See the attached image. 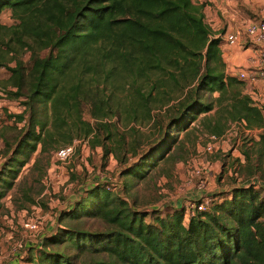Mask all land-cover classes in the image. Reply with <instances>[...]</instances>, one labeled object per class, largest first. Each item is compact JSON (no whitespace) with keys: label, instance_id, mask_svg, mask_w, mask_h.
I'll list each match as a JSON object with an SVG mask.
<instances>
[{"label":"trees","instance_id":"obj_1","mask_svg":"<svg viewBox=\"0 0 264 264\" xmlns=\"http://www.w3.org/2000/svg\"><path fill=\"white\" fill-rule=\"evenodd\" d=\"M205 4L0 0V15L10 9L14 20L0 19V68L7 71L0 92L23 106L6 114L18 134L14 146L5 140L10 155L0 166V198L33 152L76 137L120 166L110 187L107 180L86 184L57 226L28 246L23 264H264V184L255 177L212 193L192 215L184 204L139 208L123 178L143 177L180 131L221 136L232 122L264 127V106L226 71L224 42L214 36ZM148 125L156 137L142 129ZM249 149L254 160L248 146L242 152L253 173L264 168V130ZM84 215L110 226L91 231L64 221Z\"/></svg>","mask_w":264,"mask_h":264},{"label":"rangeland","instance_id":"obj_2","mask_svg":"<svg viewBox=\"0 0 264 264\" xmlns=\"http://www.w3.org/2000/svg\"><path fill=\"white\" fill-rule=\"evenodd\" d=\"M235 6L248 19L264 20V0H236ZM0 19L7 24L14 22L11 11L7 8L2 11ZM245 47L255 49L256 45L245 41L240 49ZM247 56H243L238 62L245 63ZM6 75V69L0 68V77ZM261 87L258 83L254 87L249 86L256 93ZM256 98L259 103L264 104L263 96ZM41 107H35L36 116H41ZM22 108L20 100L8 98L0 92V166L10 155V152L5 154V140L14 146L18 134L16 124L6 114L19 112ZM157 112L155 109L154 113ZM196 121L197 119L191 124L193 127H196ZM142 129L151 134V137H156L157 131L153 126H143ZM226 133L227 141L213 153H207L203 150L207 139L201 131L192 128L188 137L184 131H180L164 158L147 168L144 166L146 173L143 177L123 175L132 194L130 202L133 200L141 209L186 205L188 201L201 195L196 187V178L192 179L189 186L185 185V181L191 176L192 165L202 167L207 172L209 184L206 191L211 194L227 191L233 184L248 183L253 177L264 184V168L252 173L242 152L248 146L249 154L254 160L256 153L250 152L249 148L252 139L256 138L244 133L239 124H230ZM179 141H183V144ZM53 150L33 152L13 186L0 198V264H11L16 259V262L23 264L24 261L21 260L27 256L30 243H36L44 232L52 231L57 226L60 211L67 208L77 196L86 195L84 187L87 183L106 178H110L113 183L118 180L120 166L112 156L104 159L99 146L94 150L90 149L87 156L75 155L66 163L53 161ZM31 215L41 221L42 227L37 233H29L22 226L24 218ZM64 221L91 231L104 230L110 226L101 218L91 215H84L80 219L66 218Z\"/></svg>","mask_w":264,"mask_h":264},{"label":"built area","instance_id":"obj_3","mask_svg":"<svg viewBox=\"0 0 264 264\" xmlns=\"http://www.w3.org/2000/svg\"><path fill=\"white\" fill-rule=\"evenodd\" d=\"M214 36L221 37L223 42L228 45L242 46L245 44V41L254 43L256 45V52L252 55H248L245 63L236 65L228 72L245 81V91L247 89L251 90L249 86L254 87L258 80H264V20L246 19L234 30L224 33H216ZM246 92L249 93L248 91ZM253 100L259 105L264 106L262 102L259 103L257 101L256 97L253 98ZM232 123L239 124L244 133L253 135L255 138H257L258 134L264 130V127L250 129L244 127L240 122ZM204 136H206L207 141L203 146V150L207 153H213L224 141H227L228 139L226 132L221 136H217L215 134H204ZM237 138L238 136L236 139ZM236 141H238V139ZM89 150L88 140L84 137H76L71 143L55 149L52 152V158L55 162L66 163L75 155L82 157L86 154L85 156H87ZM191 169V176L185 181V185L189 186L192 183V179L196 178V187L201 191V195L199 197L191 199L185 205L186 212L192 215L195 210H203L210 204L211 193L206 191L209 184L207 172L204 171L202 167L196 165H192ZM105 180L108 181L107 187H110L113 181L110 178H106ZM253 182L256 184H263L257 179H254ZM22 226L29 233H37L42 227L40 219L34 215L24 218Z\"/></svg>","mask_w":264,"mask_h":264},{"label":"crops","instance_id":"obj_4","mask_svg":"<svg viewBox=\"0 0 264 264\" xmlns=\"http://www.w3.org/2000/svg\"><path fill=\"white\" fill-rule=\"evenodd\" d=\"M206 4L204 5L203 11L205 18L209 21V24L214 31V33H224L234 30L236 27L242 24L246 18L240 14L237 10L236 0H205ZM196 2H201L196 1ZM240 45H228L226 43L221 44L222 56L226 64V71H229L239 63L238 61L242 59L243 56L252 55L256 52L255 49L245 47L243 50L240 49ZM246 52V53H245ZM245 53V55H244ZM262 87L261 90L256 93L247 89L250 95L255 98L256 96L264 97V80L260 79L257 82ZM256 83V84H257ZM247 86V85H246ZM49 230L50 227H47ZM46 233V232H44ZM43 233V234H44ZM34 244V243H30ZM17 260V259H16ZM13 261L12 263H17Z\"/></svg>","mask_w":264,"mask_h":264}]
</instances>
